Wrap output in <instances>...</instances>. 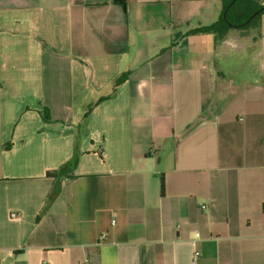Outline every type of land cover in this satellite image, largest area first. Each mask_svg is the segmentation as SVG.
Masks as SVG:
<instances>
[{
  "label": "crops",
  "instance_id": "crops-1",
  "mask_svg": "<svg viewBox=\"0 0 264 264\" xmlns=\"http://www.w3.org/2000/svg\"><path fill=\"white\" fill-rule=\"evenodd\" d=\"M126 1L0 0V264H264V79L195 32L223 0Z\"/></svg>",
  "mask_w": 264,
  "mask_h": 264
},
{
  "label": "rangeland",
  "instance_id": "rangeland-1",
  "mask_svg": "<svg viewBox=\"0 0 264 264\" xmlns=\"http://www.w3.org/2000/svg\"><path fill=\"white\" fill-rule=\"evenodd\" d=\"M229 38H240V42L228 48V51L233 55V64L225 68L233 67L230 73L235 75V80L232 81L238 83H245L249 81H260L262 83L264 75L259 71V62L254 60L253 57L255 53L262 52L264 54V14L258 15L255 20L246 27H234L229 30ZM241 38H249L245 41L246 49L243 48ZM245 51V52H244ZM243 52L246 55H243ZM248 57V60H246ZM248 63V72L243 74V68L246 66L241 65V62ZM246 67V68H247ZM236 87V86H234ZM237 88V87H236Z\"/></svg>",
  "mask_w": 264,
  "mask_h": 264
},
{
  "label": "trees",
  "instance_id": "trees-1",
  "mask_svg": "<svg viewBox=\"0 0 264 264\" xmlns=\"http://www.w3.org/2000/svg\"><path fill=\"white\" fill-rule=\"evenodd\" d=\"M113 2L120 5L125 11L127 10L126 0H113ZM223 3L224 9L220 20L209 27L195 30L196 33L213 32L217 35V38H225L231 28L246 27L251 24L258 15L264 14V0H223ZM260 9H262L261 12L251 21H248L249 18ZM42 115L47 119L44 112H42ZM48 174L51 176H58L61 175V171H51L48 172ZM164 189L165 181L162 177V192Z\"/></svg>",
  "mask_w": 264,
  "mask_h": 264
},
{
  "label": "water",
  "instance_id": "water-1",
  "mask_svg": "<svg viewBox=\"0 0 264 264\" xmlns=\"http://www.w3.org/2000/svg\"><path fill=\"white\" fill-rule=\"evenodd\" d=\"M262 9L258 10L257 12H255L250 18L248 21H251L254 17H256L260 12H261Z\"/></svg>",
  "mask_w": 264,
  "mask_h": 264
},
{
  "label": "built area",
  "instance_id": "built-area-1",
  "mask_svg": "<svg viewBox=\"0 0 264 264\" xmlns=\"http://www.w3.org/2000/svg\"><path fill=\"white\" fill-rule=\"evenodd\" d=\"M86 264H89V263H86Z\"/></svg>",
  "mask_w": 264,
  "mask_h": 264
}]
</instances>
